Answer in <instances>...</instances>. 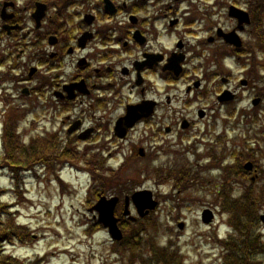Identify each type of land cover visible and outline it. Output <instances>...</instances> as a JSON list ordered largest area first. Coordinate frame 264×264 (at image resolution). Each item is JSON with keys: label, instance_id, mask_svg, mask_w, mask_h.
<instances>
[{"label": "flooded vegetation", "instance_id": "af4514ba", "mask_svg": "<svg viewBox=\"0 0 264 264\" xmlns=\"http://www.w3.org/2000/svg\"><path fill=\"white\" fill-rule=\"evenodd\" d=\"M36 1L49 6L39 34L50 29L44 39L50 35L57 37L53 51L42 44L41 109H49L53 105L51 99L57 101L66 111L62 125L67 124L70 129L79 122L85 127L81 126L80 132L91 131L89 139L98 132H106L104 145L109 139L120 141L114 130L128 107L154 100L157 101L154 111L138 120L123 140L132 147L131 155H136L133 133L143 132L142 141L149 145L139 150L143 159L159 161L180 154L164 141L168 136L178 135L185 142L187 153L198 160H211L222 152L225 160H232L234 149L222 151L219 140L227 143L229 138L234 139L237 124L222 121L204 127L196 135L191 132L196 126L193 117L188 118L191 112L187 118L172 115L169 118L163 109L172 104L173 94L169 90L173 89L174 81L186 82L185 91L190 88L188 92L195 94L212 77L219 91L215 93L219 107L223 92L230 91L236 95L235 99L241 92L246 95V108L234 112L248 116V162L252 168L247 178L249 185L258 188L264 180L261 162H264V44L248 43V26L240 33L245 40L241 47L228 42L224 34L236 30L237 20L225 11L224 5L221 11V0ZM248 8L264 17V13L260 14V10L264 11V0H248ZM250 10L253 25L256 17ZM21 18L22 14L16 12L10 23L16 24ZM260 18L257 24L264 23ZM84 42L86 46L81 48L79 45ZM80 80L86 85L84 82L75 85ZM195 82H200L198 89L192 88ZM75 108H79L80 116L73 115ZM200 110L204 111L200 118L204 120L208 117L207 110ZM110 131L114 133L111 138L107 136ZM73 135L78 136L70 134ZM210 138L214 145L208 144L207 152L198 154L199 147L210 143Z\"/></svg>", "mask_w": 264, "mask_h": 264}, {"label": "rangeland", "instance_id": "374dc122", "mask_svg": "<svg viewBox=\"0 0 264 264\" xmlns=\"http://www.w3.org/2000/svg\"><path fill=\"white\" fill-rule=\"evenodd\" d=\"M32 1L33 0H17L18 4L24 8ZM29 15V13H23V16L25 17L24 23L27 26L24 31H29V29L33 30L34 28V22L30 20ZM175 39L176 38L174 37V41ZM11 45H16V41L14 39L4 38L0 41V57L5 55V52L8 53L11 50L8 49ZM167 45H171V43H168ZM24 48L28 50V47ZM14 49L15 48L13 47V50ZM30 50L26 53L27 55H30ZM30 65L35 66L34 63ZM12 66L13 63L10 61L6 63L5 67H0V78L7 73H11ZM18 71L20 73L22 72L20 70ZM13 74L14 71L12 75ZM30 84L34 86L35 82L29 83L28 85ZM22 85L23 83L19 84L14 81L11 86L9 84L0 85V93L2 94L1 97L3 98L5 94H9L11 96L13 95L11 97L13 105L19 106L20 103H24L23 101H25L21 98L20 93ZM181 87L184 86L181 85ZM11 88L13 90H11ZM169 91L173 92L175 90L170 89ZM35 97L36 95L34 98ZM208 100L210 103L213 101L211 97ZM27 102L29 105H32L33 108L27 107L25 102L24 109H30L32 113L21 117V121L19 122L21 124L19 131L21 132L25 142L31 137L35 135L37 136V134L42 131L51 133V131H48L45 128L41 129L39 126L38 121L41 115L37 110L38 100L35 101L34 99V103H30L29 101ZM204 102H206V100H204ZM8 106L10 109L14 108L10 104L8 105L6 101L1 102L0 111L4 108L8 109ZM173 107L180 111V104H178L175 100L173 102ZM168 109V113H172L176 117L180 116L177 110L169 112ZM23 111L24 110L22 109V112ZM5 115L7 114H0L1 121L6 119ZM57 127L58 125L55 123L54 129ZM48 129H51V127L48 126ZM235 134L236 139H232L229 149H231L233 144L236 142L235 145H238L240 150H242L240 141L241 139L245 140L247 131L237 130ZM138 135L139 132L135 133V137L133 139L136 140ZM170 138L171 137L167 138L170 145L179 144V141L175 142V137ZM37 144L40 146L42 145L40 141H38ZM143 146L146 147V145ZM83 147L84 146L81 145L80 148L83 149ZM129 149L130 148L127 145H124L122 149H119L120 153L118 157L109 160L108 165H111L115 169L118 168L123 163L126 155H128ZM202 150L203 148L201 147L200 151ZM110 151H114L113 148L110 147L108 153ZM53 152L59 154V145L58 147H54ZM53 152L51 150V153ZM35 161L36 160L31 162ZM160 161L163 162L161 164L164 166H169L182 161H187L190 165H198L199 167L207 163L203 161L197 163L193 156H189L188 158H168L166 162H164V159H161ZM71 163L75 164V162ZM72 164L68 165L72 166ZM76 164L75 168L78 170L84 165L83 163ZM161 164L154 162L152 165H149L148 161L133 160L132 165L126 170L125 175H133L135 170L139 168L143 169L145 166L153 167ZM39 169H41V167ZM39 169L38 171L40 174L44 173L46 177L41 178L43 182L35 189L32 200H27V198L25 200L24 198L23 201H18L15 198V193L11 191L13 183L8 176L7 170L0 169V189L6 191L4 196H1L2 203L12 205L14 212L18 213L16 220L20 224L29 225L28 227L30 232L34 233L38 237L37 240H34L33 244L31 243L30 246L18 244L15 248H13L12 246L7 245L6 254H14V256L24 260L26 258L33 259V257L38 253L39 255L48 253L47 262H45V264H129L128 260H123L122 255L114 253L113 247H115V244L111 240L107 230L100 229L94 234L87 232L89 222L93 219V214L89 213L87 209V201L92 200V197L90 196V188L92 186L90 175L87 173L75 174L71 171V169L67 170L65 177L71 184H67V189L64 193L60 188H58V182L48 173V171L46 172V170ZM67 173L70 174L68 175ZM219 175L220 173L218 170L209 172L205 171L202 173V176L205 178V183L203 182V185L198 190L192 188V190L184 194L175 195L173 197L176 202H181L186 199L185 202L190 204L188 208L173 210L171 209V203L164 202L162 203L160 209L155 212L153 216H151L152 219L158 222L156 234H153L152 242L159 247H168L167 249L171 252V254L173 252H177L180 264H221L222 262L221 248L214 242V240L217 236L225 237V234L230 228L227 224V215L220 210L218 203H214L216 194L221 185ZM139 182L140 183L136 182V185H132L131 182H129L126 187L131 192L136 188L151 189L155 187V183L152 178H148L147 176H142ZM246 182L248 183V181ZM171 187V184H167L160 187V191L164 194H168L173 189ZM241 188V185H237L238 192L241 191ZM106 194L118 195L119 193L118 189L114 187L107 189ZM198 199H201V201H198ZM20 200H22L21 197ZM17 203H19V205H17ZM205 208H210L214 210L215 213V220L209 225L204 224L201 220V213ZM259 214H264V211ZM181 221L186 224L183 230H179L177 227L178 223ZM146 223H148V220L145 221V224ZM48 224H50V226H48ZM257 228L260 233H263L262 235L264 240V224H259ZM135 229H137V227H135ZM152 231L153 230L151 229L150 232L152 233ZM147 236L151 235H147L145 233V237ZM128 247H130L127 250L128 256H131V252H136L139 249L133 244H130ZM122 252L125 253V251ZM133 264L139 263L134 260Z\"/></svg>", "mask_w": 264, "mask_h": 264}, {"label": "trees", "instance_id": "16d2710c", "mask_svg": "<svg viewBox=\"0 0 264 264\" xmlns=\"http://www.w3.org/2000/svg\"><path fill=\"white\" fill-rule=\"evenodd\" d=\"M12 133H10V129L7 130V141L8 143L12 142ZM36 150L35 147H30V149ZM69 148L75 149V146L70 144ZM86 154V153H85ZM83 154L81 157L78 156V159L83 161L86 166L92 171V177L94 180H98L96 172H93L94 168H101L103 162H98L95 158L89 159L88 155ZM17 170L19 169V165H17ZM94 167V168H93ZM17 184L19 185L20 178L16 177ZM115 182L118 180L117 177H114ZM106 182H102L100 186L102 188H106ZM94 189V188H93ZM96 189V188H95ZM98 189V187H97ZM97 193V192H96ZM245 212L244 215L248 217L247 207L244 206L242 210L236 211V213ZM14 214L9 211L8 205L0 203V242L9 241L14 242L15 240H19L21 243L30 242V233L26 227L18 225L13 216ZM251 221L255 222L257 220V216L250 214ZM95 230L94 227H90L89 232H93ZM246 238L237 241V239L232 240L228 246V253L225 258L224 264H264L257 262L258 255L264 252V245L261 241V236L255 230H248V236ZM138 251V252H137ZM136 252H131L132 263L137 258L141 259L138 255L142 254L140 249ZM154 259L142 258L143 264H154V262L158 263L160 260H163V264H180L177 252H173L169 254L167 251L157 250L155 251ZM40 260H37L33 263L29 264H39ZM0 264H27L26 262L19 260L17 258H13L11 255H6L1 253L0 250Z\"/></svg>", "mask_w": 264, "mask_h": 264}, {"label": "water", "instance_id": "95a60500", "mask_svg": "<svg viewBox=\"0 0 264 264\" xmlns=\"http://www.w3.org/2000/svg\"><path fill=\"white\" fill-rule=\"evenodd\" d=\"M43 6L38 5V9L35 13V17H40V10ZM42 12V11H41ZM39 13V15H38ZM2 16L7 19L12 17V15H7L5 7L2 10ZM134 203L138 207L141 215H145L148 211L144 212L145 209H154L156 206V202L152 199V193L150 191H139L133 194L132 196ZM118 202L117 197H112L107 199L106 197H101L99 202L92 208L93 210H97L99 212V221L104 224L105 227L109 228V232L115 239L122 238V231L118 227V219L115 217L114 211L116 204ZM129 199L127 198V204ZM128 213V210L125 212ZM213 217V214L210 210H205L203 213V218L205 222H210ZM264 219V216L262 217ZM182 227V224L180 225Z\"/></svg>", "mask_w": 264, "mask_h": 264}]
</instances>
